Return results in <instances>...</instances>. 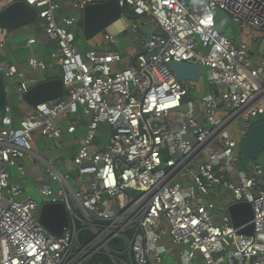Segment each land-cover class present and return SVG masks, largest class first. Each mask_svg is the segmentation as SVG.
I'll use <instances>...</instances> for the list:
<instances>
[{
    "label": "built area",
    "instance_id": "obj_1",
    "mask_svg": "<svg viewBox=\"0 0 264 264\" xmlns=\"http://www.w3.org/2000/svg\"><path fill=\"white\" fill-rule=\"evenodd\" d=\"M117 1L161 31L134 27L140 50L123 71L116 70L119 52L80 51L78 20L58 19V0H2L5 7L25 2L38 11L57 44L51 59L62 67L66 92L20 121L10 102L0 115V264H165V256L181 264H264V166L252 160L239 170L251 128L264 122V0ZM92 3L78 0L74 8ZM218 10L232 16L240 43L220 29ZM254 32L262 37L256 49ZM105 40L114 43L110 35ZM6 47L0 41L6 94L24 101L32 86L3 60ZM172 62L205 67L209 92L196 89L201 74L189 84L178 79ZM27 63L40 72L50 66L33 54ZM80 109L90 121L72 170L45 161L51 185L40 192L45 203L63 204L70 221L54 237L40 222L43 204L19 199L25 188L19 181L27 174L24 160L37 158V137L58 143L65 132L74 135L79 120L67 129L60 121ZM102 126L109 127L107 146L99 145ZM240 203L253 208V236L233 226L230 208ZM219 205L226 209L222 218Z\"/></svg>",
    "mask_w": 264,
    "mask_h": 264
},
{
    "label": "water",
    "instance_id": "obj_2",
    "mask_svg": "<svg viewBox=\"0 0 264 264\" xmlns=\"http://www.w3.org/2000/svg\"><path fill=\"white\" fill-rule=\"evenodd\" d=\"M83 14V34L86 41H91L102 33H114V29L122 24V19H130L126 8H121L117 0L89 4ZM38 21V11L25 2H14L0 9V31L7 34L28 27ZM135 59L133 62H135ZM177 78L184 81L198 82L200 68L188 63L170 64ZM62 78L49 80L33 86L26 94L24 102L29 108L40 104L58 101L65 96ZM8 97L4 80L0 74V111L7 105ZM264 153V122H257L251 128L242 147V155L257 160ZM233 226L245 236H253V208L248 203H240L230 208ZM40 222L54 237H62L70 225L68 212L63 204L44 203L40 213Z\"/></svg>",
    "mask_w": 264,
    "mask_h": 264
},
{
    "label": "crops",
    "instance_id": "obj_3",
    "mask_svg": "<svg viewBox=\"0 0 264 264\" xmlns=\"http://www.w3.org/2000/svg\"><path fill=\"white\" fill-rule=\"evenodd\" d=\"M77 1L78 0H58L60 4V10L57 12V15H59L57 16V18L62 19L65 16L76 17L78 20L76 26L77 33L83 34V27H81L83 25L82 11L74 8V5ZM105 1L107 0H94L95 3L96 2L101 3ZM188 1L192 4H202L205 0H188ZM4 7L5 4L3 2H0V9H3ZM38 21H39L38 26L30 25L27 28H22L13 32L12 34H7L5 32L1 33L0 31V41L5 42L7 45L6 50L4 51L3 54V60H7L15 63L18 66L19 71L25 76V79L29 82L30 86L32 87L38 85L39 83H42L40 81L41 79L40 76L42 77L43 73H47V75L50 77L49 80L62 78V74H63L62 67L54 63L53 60L51 59V54L57 49V44L51 39H49V37L47 36L43 21L40 19H38ZM135 26H140L139 28L140 33H144V34H149L152 32L161 33L159 27L153 22L151 18L138 19L137 17L131 15L130 19L127 18L122 19V24L114 29L113 34L102 33L97 37H95L93 40L87 41L88 43L85 49H80V48L79 49L82 52H87L92 48H97L100 53H103L105 50L114 51V50H108L107 47L115 44L116 37L120 36L123 33L128 32L131 35L132 41L137 49V53H136L137 56L140 48L135 40V34H134ZM142 30H144V32H142ZM106 35H110L111 37H113L114 43L106 42L105 40ZM31 39H35L36 44L29 47L28 41ZM240 42L241 41H239V43ZM32 54L39 60H42L50 65L47 71L40 72L38 70H34L29 67L27 63V59ZM136 56H134L131 62H129L127 65L130 66ZM116 69H118V67H116ZM8 99H9L8 102H10L13 105L14 116L16 117L17 121H20L24 116L28 114V112H30L31 108H29L25 104V102L22 101L18 93L11 92ZM14 105L20 106L21 109L17 108L15 110ZM1 114L2 112L0 111V115ZM72 119L79 120V126L74 135H70L67 132H65L63 140L58 143H51L43 139L42 137L39 136L37 137L33 145L34 153L37 155V158L34 159V161L28 158L24 160V165L26 166V170H27L26 176H29L31 178L36 177L34 171H32V169H34L36 164H39L42 167V170L48 168L47 164L45 163L46 160L55 163L57 165V168L58 166L64 167L65 171L69 170L70 167L72 168V164L74 162L75 156L79 148L83 144V140L86 134L88 123L90 121V117L85 114L83 109H80L79 114L76 115L75 117L70 116L67 120H61L60 121L61 126L64 129H67ZM41 142L45 146L48 145V147H50L43 155L38 153V149L41 148ZM68 146L69 147L72 146V148L68 149L69 148ZM56 150H60V153L56 154L55 153Z\"/></svg>",
    "mask_w": 264,
    "mask_h": 264
},
{
    "label": "rangeland",
    "instance_id": "obj_4",
    "mask_svg": "<svg viewBox=\"0 0 264 264\" xmlns=\"http://www.w3.org/2000/svg\"><path fill=\"white\" fill-rule=\"evenodd\" d=\"M0 2H2V0H0ZM217 15L221 18L220 21V29L224 30L225 33L230 37V39L235 43L238 44L240 41V35H241V31L240 29L237 27V25L233 22V18L231 15H229L228 13H226L223 10H218L217 11ZM59 16V15H57ZM39 21H36L35 23L32 24V26H38ZM83 27V25L81 26ZM27 28V27H25ZM142 32H144V30H142ZM2 33V32H1ZM255 38H257L259 41L258 43H256L254 45V48L256 49L261 43H262V37L258 32H254L253 33ZM244 41H247V34H244ZM87 41L84 37V34H80L77 33V40H76V44L80 49H85L87 46ZM264 48V44L262 45ZM108 50H116L117 52L121 53L123 55V62L116 66L118 67V69H116L117 71H123L126 68L129 67V65H127L129 62H131V60L133 59L134 56H136L137 53V49L132 41L131 35L127 32V33H123L120 36L115 38V44L108 46L107 47ZM106 51V50H105ZM200 74H201V80H200V84H197V91H199L198 86L201 87V89H203V92H209L210 90V86L208 83V71L205 67H201L200 68ZM40 81L41 82H46L50 79V77L47 75V73H43L42 77L40 76ZM187 84H189V81H186ZM198 98H202L203 93H197L196 95ZM14 104V103H13ZM17 108L21 109L20 106H16L14 105V109L16 110ZM178 116H183V113H179ZM101 136V140L99 145L100 146H107L110 142V133H109V127L108 126H102V128L99 131V137ZM41 142V148L38 149V153H40L41 155L45 154V152L48 150V145L45 146L44 144ZM69 147V146H68ZM243 147V146H242ZM72 148V146H70L68 149ZM56 154L60 153V150H56L55 151ZM252 160L248 159L246 157H244L243 155L241 156V163L239 165V170H242L245 167H247L250 162ZM259 164L264 166V153L256 160ZM59 171L64 172L65 168L62 166H58ZM72 168L70 167L68 171H71ZM32 171H34L35 173V178H31L29 176H25L24 180H20L19 183L22 184L25 188H24V192L23 194L19 197L20 200H28L30 198H33L34 200H36L40 205L44 204L45 202H47V199L43 198L40 189L46 186L51 185V179L48 176V168H45L44 170H42V167L39 164H36V166L34 167V169H32ZM30 173V172H29ZM13 177L15 180L18 181L19 174L17 172V170H13ZM71 185H75V179H71ZM54 186V184H53ZM55 187V186H54ZM217 214L220 218L223 217V215L226 213V209L223 207V205H219L218 209H217ZM230 218H231V214H230ZM166 246L170 249L171 247H174L171 245V243L169 241H166ZM180 250V249H178ZM165 264H181L179 258L175 259L173 257H168L165 256Z\"/></svg>",
    "mask_w": 264,
    "mask_h": 264
},
{
    "label": "clouds",
    "instance_id": "obj_5",
    "mask_svg": "<svg viewBox=\"0 0 264 264\" xmlns=\"http://www.w3.org/2000/svg\"><path fill=\"white\" fill-rule=\"evenodd\" d=\"M209 15H212V13L210 12Z\"/></svg>",
    "mask_w": 264,
    "mask_h": 264
},
{
    "label": "trees",
    "instance_id": "obj_6",
    "mask_svg": "<svg viewBox=\"0 0 264 264\" xmlns=\"http://www.w3.org/2000/svg\"><path fill=\"white\" fill-rule=\"evenodd\" d=\"M223 31V30H222ZM224 32V31H223Z\"/></svg>",
    "mask_w": 264,
    "mask_h": 264
}]
</instances>
